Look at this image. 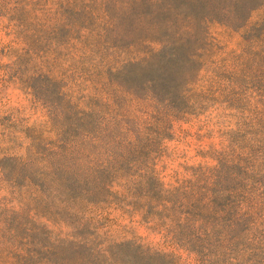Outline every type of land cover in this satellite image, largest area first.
Returning <instances> with one entry per match:
<instances>
[{
    "label": "rangeland",
    "instance_id": "1",
    "mask_svg": "<svg viewBox=\"0 0 264 264\" xmlns=\"http://www.w3.org/2000/svg\"><path fill=\"white\" fill-rule=\"evenodd\" d=\"M0 264H264V0H0Z\"/></svg>",
    "mask_w": 264,
    "mask_h": 264
}]
</instances>
